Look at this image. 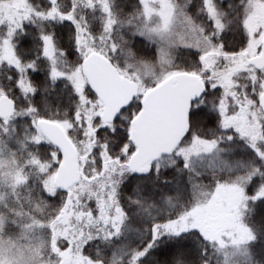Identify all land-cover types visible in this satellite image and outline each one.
<instances>
[{
  "label": "snow or ice",
  "instance_id": "6c2138e0",
  "mask_svg": "<svg viewBox=\"0 0 264 264\" xmlns=\"http://www.w3.org/2000/svg\"><path fill=\"white\" fill-rule=\"evenodd\" d=\"M0 264H264V0H0Z\"/></svg>",
  "mask_w": 264,
  "mask_h": 264
}]
</instances>
